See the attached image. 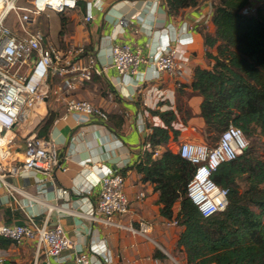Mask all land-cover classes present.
<instances>
[{
    "label": "crops",
    "instance_id": "obj_1",
    "mask_svg": "<svg viewBox=\"0 0 264 264\" xmlns=\"http://www.w3.org/2000/svg\"><path fill=\"white\" fill-rule=\"evenodd\" d=\"M82 2L76 10L64 15L67 19L64 35L53 37L50 33V37L63 50L83 45L97 57V67L103 73L72 95L103 108L109 118L101 121L73 114L64 118L65 101L54 93L62 85V79L51 77L53 93L46 101L45 110L41 109L42 119L49 109L57 114L48 138L59 144L61 166L67 171L57 170L52 179L41 174L11 178L19 190L16 199L0 184V224H23L29 217L49 226L60 223L74 241V248L65 254L73 258L76 251H89L91 247L105 249L96 258V264H181V261L187 264L185 253L177 248L182 227L168 225L170 220L161 215L158 193L152 184L143 182L134 165L146 152V137L152 131L148 125L165 126L161 117L153 114L156 111L176 115L171 127L178 131V136L171 139L170 147L182 142H204L203 98L191 85L197 68L212 69L214 60L208 54L217 55L216 46L205 44V35L215 34L212 11L216 1L202 0L197 7L181 10L177 15H170L165 0ZM250 5L252 9L247 8L248 12H254L264 8V0H251ZM88 11L92 12L93 20L85 23ZM170 42L182 65L178 76H157L150 66L141 65L138 73L123 77L109 65L112 45L127 44L149 55ZM117 140L121 143L118 146ZM93 165L124 175L125 192L131 203V213L125 222L136 224L140 219L152 222L154 242L87 219L88 208L97 200L98 186L89 199L73 191L69 199L60 198L59 188L70 190L81 183L93 185L98 179ZM41 179L44 181L39 183ZM140 193L145 198L139 199ZM0 259L2 264H35V243L17 245L0 239Z\"/></svg>",
    "mask_w": 264,
    "mask_h": 264
},
{
    "label": "built area",
    "instance_id": "obj_2",
    "mask_svg": "<svg viewBox=\"0 0 264 264\" xmlns=\"http://www.w3.org/2000/svg\"><path fill=\"white\" fill-rule=\"evenodd\" d=\"M78 3L79 0H0V184L14 199L19 190L11 178L41 174L52 179L57 170L67 171L61 166L57 141L40 138L35 131L42 121L41 109L45 110L46 101L53 93L50 77L62 79V85L54 93L65 101L64 118L73 114L78 118L108 120V113L103 108L72 95L73 91L103 73V69L97 67V57L88 53L83 45L73 46L68 51L56 47L47 41L38 26L43 13L66 14L76 10ZM97 7H101L100 1ZM92 20L93 14L88 11L84 21ZM109 59V65L123 77L138 73L141 65L150 66L157 76H178L182 69L172 42L149 55H143L141 50H133L127 44L112 45ZM115 143L117 146L121 144L119 140ZM168 148L193 165L187 195L201 215L209 218L224 211L228 205V190L219 186L212 175L222 164L235 160L248 148L242 130L230 125L213 145L182 142L176 151ZM144 149L156 159L165 148H152L146 142ZM92 168L98 174L93 185L81 183L70 190L59 188L60 198L69 199L73 191L89 199L95 195L94 187L98 186L97 200L88 208L86 218L154 242L152 222L146 219H140L136 224L125 222L131 213V203L125 192L124 176L105 166L93 165ZM138 197L143 199L145 194L140 193ZM168 225L178 226V222L171 220ZM0 239H8L17 245L34 242L35 264H96V258L105 252V249L91 247L89 251H76L70 258L65 253L74 248V241L62 225L38 223L33 217L23 224H0Z\"/></svg>",
    "mask_w": 264,
    "mask_h": 264
},
{
    "label": "trees",
    "instance_id": "obj_3",
    "mask_svg": "<svg viewBox=\"0 0 264 264\" xmlns=\"http://www.w3.org/2000/svg\"><path fill=\"white\" fill-rule=\"evenodd\" d=\"M201 1L165 0L170 15L197 7ZM215 1V34H206L205 44L216 46L217 55L208 54L214 60L212 69L197 68L191 85L203 98L205 134L215 136L216 142V136L233 125L247 139L264 138V8L248 12L251 0ZM60 16L58 35L63 36L67 19ZM153 114L159 115L165 126L148 125L152 131L145 142L165 149L156 159L150 151L144 152L134 168L158 193L161 215L182 227L177 248L185 253L186 263L264 264V160L253 157L248 147L235 160L222 164L212 179L228 190V205L224 211L204 218L187 195L193 165L168 148L171 139L178 136L171 127L176 115ZM56 118L49 109L36 128L37 136L48 138ZM242 178L248 183L243 193L239 190Z\"/></svg>",
    "mask_w": 264,
    "mask_h": 264
},
{
    "label": "rangeland",
    "instance_id": "obj_4",
    "mask_svg": "<svg viewBox=\"0 0 264 264\" xmlns=\"http://www.w3.org/2000/svg\"><path fill=\"white\" fill-rule=\"evenodd\" d=\"M250 9H252L251 5H250ZM60 23H61L60 14L48 11V12L43 13V15L40 17V21L38 25L41 31L45 34L47 41L53 43L56 47H59V48L61 47L58 46V44H56L57 42H54L53 38L50 37V33H52L53 37H55L56 34L59 33ZM219 136H216V137H219ZM214 137L215 136H208L205 134L203 143L206 145H213L215 143ZM247 140H248V147L250 151L252 152L253 157H255L256 159L264 160V145H263L264 138L255 136L254 138H251V139L249 138ZM173 147H174L173 149L176 151L177 146H173ZM247 188H248L247 181L244 178L240 179L239 180L240 192L243 193ZM178 207L179 205L176 206L175 209L178 210ZM181 264H185V263L181 261Z\"/></svg>",
    "mask_w": 264,
    "mask_h": 264
}]
</instances>
